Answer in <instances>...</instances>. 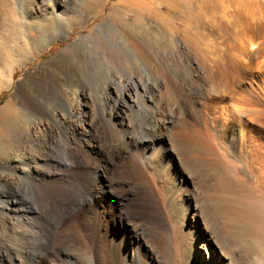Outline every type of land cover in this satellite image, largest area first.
<instances>
[{"label": "bare ground", "instance_id": "obj_1", "mask_svg": "<svg viewBox=\"0 0 264 264\" xmlns=\"http://www.w3.org/2000/svg\"><path fill=\"white\" fill-rule=\"evenodd\" d=\"M83 2H7L13 10L8 13H14L10 20L14 16L12 23L22 37L11 47L12 62L2 88L9 86L12 71L27 66L32 57L34 45L22 30L27 28V22L34 27L42 25L37 40L40 45L65 40L69 36L66 27L70 15L79 14L82 22L88 18ZM93 2L99 5L98 0ZM118 4L120 8H131L136 18L131 21L126 13L113 7L102 23L45 63L21 72L16 81V96L22 110L5 104L6 110L0 113L3 129H0V237L8 230L6 223L25 226V221L34 220L43 229L63 214L65 208L56 207L40 188L51 172L43 155L38 153L45 144L46 134L63 129L81 146L111 156L113 165L120 163L127 173H134L136 169L131 158L142 163L153 158L155 141L161 135L168 136V131L180 143L181 135L185 134L182 131L189 132L193 149L205 151L206 155L197 154V158L206 165L214 166L211 160L217 161L219 157L215 152L220 151L223 156L224 152L233 151L231 149L242 151L245 154L241 153L244 162L240 167L247 165L244 172H236L234 165L229 166L233 161L228 159L229 167L226 171L222 169L226 173L216 165V170H211L215 173L213 177L209 172L210 181L221 190L218 194L222 197L227 194L234 199L237 195L253 200L260 209L257 218L261 217L259 221L264 222V0H118ZM175 12L189 16L187 33L180 43L174 42L177 54L183 53L185 47L188 53L189 84L183 95L180 87L167 79L156 50L150 46L152 40H158L157 36L161 44L172 46L173 43L161 35L159 27L160 21L170 23L171 14ZM48 23V28L43 26ZM147 30L150 35H146ZM88 73H96L100 80L96 91L101 96L98 105L85 84ZM120 78L124 80L123 85L119 83ZM184 109L199 110V117L192 115L182 121ZM134 111L142 113L148 122L137 131L129 126V114ZM177 119L180 122L171 128ZM69 144L64 146V156H61L65 158L66 154L74 159L73 150H67ZM254 230L241 232L249 239L240 249L242 264H264V223L258 225L255 230L258 232ZM206 236H202L203 241L208 243ZM198 242L194 246L206 255L208 250L204 243L197 245ZM34 255L29 257L33 259ZM0 262L16 264L5 241L0 243ZM205 264L212 263L208 260Z\"/></svg>", "mask_w": 264, "mask_h": 264}, {"label": "rangeland", "instance_id": "obj_2", "mask_svg": "<svg viewBox=\"0 0 264 264\" xmlns=\"http://www.w3.org/2000/svg\"><path fill=\"white\" fill-rule=\"evenodd\" d=\"M140 1L148 2L149 0ZM7 2L12 3L13 0H0L2 3L0 4L1 115L6 110L5 104L22 110L18 104L20 99L15 91L16 81L21 77V72L34 69L57 55L73 40L86 34L96 24L102 23L113 7L126 13L131 21L136 18L131 8L125 7V9L120 8L119 4L116 5L118 0H105V2L102 0L99 5L97 4L98 6L93 0H84L82 4L83 7H87L88 12L86 22L79 20V14L70 15L66 27L69 36L65 40L58 39L44 45H40L37 41L42 25L34 27L27 22V28L22 30L34 45L32 57L27 66L22 69L16 67L12 71L9 86L2 88V84L8 79V67L12 62L11 47L22 37L12 23L14 16L10 20V16L14 13L10 15L13 10L11 3ZM90 8L94 10L92 9L91 12ZM163 11L166 10L163 9ZM183 13L185 12L171 14L170 23L160 21L159 29L162 30L160 33L173 43L171 47L163 42L161 44L156 33L158 40H152L150 44L156 50L157 58H160L158 61L162 62L167 79L169 77L168 80L171 79L170 81L177 88L180 87L182 95L189 84V69L186 63L188 53L185 47L183 53L177 54L174 44L180 43L181 37L187 33L189 16ZM49 25L48 23L43 26L48 28ZM145 32H147L146 35L151 34L150 30ZM129 67L131 68L132 65L129 64ZM88 74L86 75L89 78L86 76L85 84L91 91L95 105H98L101 96L96 91L99 90L100 80L97 79L96 73ZM119 83L123 85L124 80L120 78ZM186 103L187 100L183 107ZM186 110H182V121L189 119L192 115L199 117V110ZM129 122L130 129L134 131L148 123L142 113L136 111L129 114ZM179 122L180 120L177 119L171 128H175ZM64 126L65 129L69 128L67 124ZM68 134L69 132L64 129L46 134L45 144L39 148L40 151L38 150L48 163L47 170L51 172L46 175L40 188L56 207L59 209L64 207L68 210L64 209L63 214H59L56 222L48 228L44 226L41 229L34 220L25 221V226L18 225L16 222L6 223L8 230L3 238L0 237V240L7 242L10 246L16 264H168V262L205 264L208 260L212 264H242L239 253L244 247L242 245H245L244 241L249 240L245 238L247 235H244V230H257L258 225H263L264 222H260L261 217L257 218L259 216L257 212L260 209L258 210L252 203L253 200L245 197L236 195L234 199V196L227 194L224 197L219 195L221 190L214 187L210 174L216 170L214 169L216 165L220 166V170H225L230 160L234 164L232 162L229 166L234 165L236 172L240 170L238 173L241 174L247 169L246 163H244L246 167L242 169L244 152L231 149L233 151L227 150L229 152H224L223 156H221L222 152L221 154L220 151L215 152L220 160L218 161L216 157L217 161L211 160L215 163L214 166L206 165L197 158V154L206 155L205 151L196 152L193 149L192 136L189 132L182 131L183 139L180 143L175 141L171 137V131L170 133L168 131V136L161 135L155 141L156 155L154 154L151 160L144 163L135 160L134 157L131 158L136 169L134 173H127L122 170L120 163H117L120 168L113 165L111 156L100 155L86 145L81 146L77 139L74 140ZM67 142L70 143L67 150H73L74 159H70L66 154L65 158L62 157ZM206 174H209L208 177ZM214 174L212 173L211 177ZM244 182L250 183L249 180L248 183ZM255 220L260 221L258 223ZM242 231L244 234H241ZM202 236L209 237L208 243L203 241ZM197 241H200L197 245L204 243L208 250L206 255L202 254V249L194 246ZM34 253V258L31 259L29 256ZM218 260L221 261L218 262Z\"/></svg>", "mask_w": 264, "mask_h": 264}]
</instances>
